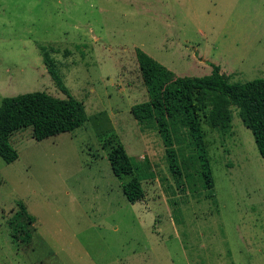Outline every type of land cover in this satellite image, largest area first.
<instances>
[{
  "label": "rangeland",
  "instance_id": "obj_1",
  "mask_svg": "<svg viewBox=\"0 0 264 264\" xmlns=\"http://www.w3.org/2000/svg\"><path fill=\"white\" fill-rule=\"evenodd\" d=\"M42 45L88 120L43 140L32 127L12 135L18 159L0 156V264H264V159L238 108L225 133L203 119L215 199L192 162L173 174L159 132L131 111L149 99L137 48L176 76L208 75L212 62L232 82L264 79V0H0V105L67 97ZM117 143L147 166L140 201L124 194L130 175L112 170ZM180 145L184 163L195 150Z\"/></svg>",
  "mask_w": 264,
  "mask_h": 264
},
{
  "label": "trees",
  "instance_id": "obj_2",
  "mask_svg": "<svg viewBox=\"0 0 264 264\" xmlns=\"http://www.w3.org/2000/svg\"><path fill=\"white\" fill-rule=\"evenodd\" d=\"M41 50L51 77L67 97L59 98L44 91H35L2 99L0 156L8 163L19 157L17 149L10 143L17 131L32 127L33 136L43 140L73 131L88 120L84 101L70 92L56 59L45 45L41 46ZM136 55L149 99L133 105L131 111L139 123L157 129L170 169L176 177L181 176L184 167L187 169L192 162L197 165L195 170L207 190V197L215 199V179L203 119L213 129L225 133L232 127V107L238 108L239 116L252 131L264 159V79L232 82L229 75L221 72V66L212 62V71L208 75L176 76L174 71L141 48L136 49ZM187 139L195 153L181 163L177 146ZM109 159L115 175H130V179L123 184L128 200L133 203L142 200L145 197L143 180L147 177L142 172L147 166H136L122 143L112 146ZM21 207L22 214L33 221L34 217L26 206Z\"/></svg>",
  "mask_w": 264,
  "mask_h": 264
}]
</instances>
